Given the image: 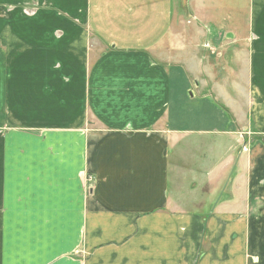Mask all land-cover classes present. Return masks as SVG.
<instances>
[{"label":"crops","instance_id":"1","mask_svg":"<svg viewBox=\"0 0 264 264\" xmlns=\"http://www.w3.org/2000/svg\"><path fill=\"white\" fill-rule=\"evenodd\" d=\"M171 1L0 0V264H263L256 170L231 180L238 213L210 198L241 150L208 96H187ZM189 1L250 14L234 40L264 56V0Z\"/></svg>","mask_w":264,"mask_h":264},{"label":"rangeland","instance_id":"2","mask_svg":"<svg viewBox=\"0 0 264 264\" xmlns=\"http://www.w3.org/2000/svg\"><path fill=\"white\" fill-rule=\"evenodd\" d=\"M10 4L18 5L15 2ZM221 4L222 1L218 6ZM2 6L7 8L9 2H4ZM170 10L177 22L178 42L176 57L174 58L173 55L172 58L186 70L192 81L199 82L197 88L192 84L193 90H189L188 98L191 99L195 96L193 93L199 92L201 94L202 92L206 94L212 106H217L218 110L222 114L224 113L222 120H229L227 126L223 122V125L219 126L218 129L231 133V135L234 134L239 141V144L235 143L234 145H237V149L240 148L241 154L233 158L231 164L225 168L224 179L219 181L215 190L210 191V198L215 193L218 194L223 191L222 199L226 200L225 203L234 201L237 204L236 206L221 207L222 212L226 214L238 213L242 203L240 199L245 198V196L240 195L241 190L238 188L236 191L239 195L233 191L231 180L237 175L243 179L246 175L248 177L249 172L256 170L258 184L264 187V172L261 169L264 166V61H262L264 56L252 61L249 54L250 51H253V47L251 45L243 46L235 41L241 38L240 36H245V30L239 31L237 26L250 20V14H246L245 19L237 18V16L233 18L234 15L223 12L220 15H201L195 11L196 7L189 0L171 1ZM99 14L100 12L96 15L99 16ZM27 15L32 17L33 14L28 13ZM7 16V14H0V17ZM16 16L21 17V15ZM37 16L35 15L32 20H35ZM105 16V13L101 16L103 24ZM106 33V36L113 35L111 28H108ZM98 46L95 45L94 48ZM255 47L259 49L256 44ZM154 55L158 56L156 53ZM95 57H90V65ZM155 59L160 64H167L159 60L158 57ZM20 105L23 106V103ZM14 111L18 121L22 122V119H25V111L16 109ZM215 157L216 155H213L204 159L205 164L213 162ZM260 171L261 174H259ZM81 176L85 183L88 182L89 177H91L92 182L95 181L93 174L82 173ZM248 202L247 212L250 213L249 215L264 217L263 194L257 193L255 197H250ZM208 209L210 206L208 208V204H206L203 211L207 212ZM202 239H204L202 243L206 244V237H202ZM204 247L205 245L199 247L198 254L204 250ZM260 259L259 252L256 253V256L250 257L251 262Z\"/></svg>","mask_w":264,"mask_h":264},{"label":"built area","instance_id":"3","mask_svg":"<svg viewBox=\"0 0 264 264\" xmlns=\"http://www.w3.org/2000/svg\"><path fill=\"white\" fill-rule=\"evenodd\" d=\"M89 188V187H88Z\"/></svg>","mask_w":264,"mask_h":264}]
</instances>
